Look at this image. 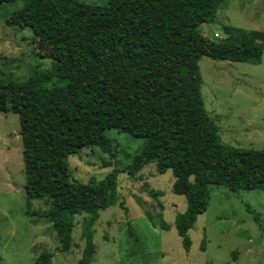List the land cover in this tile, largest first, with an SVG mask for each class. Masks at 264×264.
Segmentation results:
<instances>
[{
	"label": "trees",
	"instance_id": "1",
	"mask_svg": "<svg viewBox=\"0 0 264 264\" xmlns=\"http://www.w3.org/2000/svg\"><path fill=\"white\" fill-rule=\"evenodd\" d=\"M224 1L24 0L19 17L29 27L49 30L55 67L23 81L0 79V112L19 115L27 204L48 202L43 217L63 252L72 248L76 216L87 215L79 264H91L97 252L94 226L102 211L118 203L120 171L82 182L71 178L69 158L99 147L113 159L106 130L145 139L123 172L135 176L151 164L159 174L173 171V191L188 203L175 222L187 252L189 232L209 207L210 186L264 189V149L222 142L202 94L203 57L261 62L262 32L226 25V37L217 42L200 30L216 22ZM53 256L43 252L35 264Z\"/></svg>",
	"mask_w": 264,
	"mask_h": 264
},
{
	"label": "rangeland",
	"instance_id": "2",
	"mask_svg": "<svg viewBox=\"0 0 264 264\" xmlns=\"http://www.w3.org/2000/svg\"><path fill=\"white\" fill-rule=\"evenodd\" d=\"M23 2L0 0L4 81H23L34 71L55 67L50 32L25 25L19 17ZM226 25L264 34V0H225L216 22L202 24L200 30L218 42L226 37ZM258 44H263L260 63L200 60L208 113L222 142L242 149H264V41ZM20 129L18 114L0 112V264H35L43 252L63 253L52 223L43 217L48 202L27 204ZM106 137L114 148L113 159L99 147L81 149L69 158L71 178L82 182L101 181L114 169L120 171L118 203L102 211L94 226L97 252L91 264H264V189L232 192L210 186L209 207L189 232L192 247L187 252L175 222L188 203L186 196L173 191V171L159 174L151 164L135 176L123 172L145 139L115 129L106 130ZM107 160L111 166L104 167ZM86 216H76L72 248L56 264H79L86 248Z\"/></svg>",
	"mask_w": 264,
	"mask_h": 264
},
{
	"label": "water",
	"instance_id": "3",
	"mask_svg": "<svg viewBox=\"0 0 264 264\" xmlns=\"http://www.w3.org/2000/svg\"><path fill=\"white\" fill-rule=\"evenodd\" d=\"M66 254V252H63L61 254L55 255L53 256L48 262L47 264H56L60 261L61 257L64 256Z\"/></svg>",
	"mask_w": 264,
	"mask_h": 264
}]
</instances>
